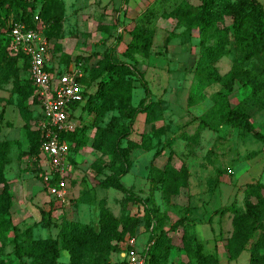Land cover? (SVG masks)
<instances>
[{
    "label": "trees",
    "instance_id": "obj_1",
    "mask_svg": "<svg viewBox=\"0 0 264 264\" xmlns=\"http://www.w3.org/2000/svg\"><path fill=\"white\" fill-rule=\"evenodd\" d=\"M36 15L40 16L38 23L45 25V30L60 25L65 15L64 0H0V85H13L19 112L26 123L24 128L29 141V155L39 157L41 161L42 134L35 130L38 114H34L29 107L30 104L34 107L38 104L36 88L28 77L30 60L24 53L12 48L10 37L16 22L36 28ZM161 19L174 20L188 30H199L201 52L195 70L196 84L188 98L189 108L204 101L209 88L219 86L212 97V106L199 120L195 134L190 137L184 133L180 139L198 145L205 130L216 132L222 126H228L264 142V134L253 121L256 113L264 111V4L259 0H201L196 6L192 0H155L135 20L136 26L131 32L124 57L137 62L138 57L147 59L150 56L154 30ZM45 36L50 42L51 37ZM232 43L241 57L227 74L221 75L216 64L230 55ZM52 54L53 60L57 58L60 74L74 63H82L84 70L81 83L85 86V101L74 106L77 112L74 118L79 120V125L75 130L61 134V138L71 146L72 164L77 166L76 156L87 146L89 133L94 130L92 148L110 158L107 165H93L98 173L104 170L110 173L104 180L98 181V186L127 193L122 180L130 173L132 153L138 149H153L154 135H144L141 142L132 139L140 114L145 115L147 124H152L155 119L152 92L144 74L136 64L119 61L115 50L100 55L95 66L89 64L91 57L84 61L78 58L72 60L63 53L60 44L52 47ZM254 61L259 67H248V63ZM136 80L146 92V98L137 107L133 104ZM238 85L240 93L234 102L233 95ZM111 113L114 115L104 125V120ZM90 117L94 119L88 125L86 122ZM2 133L0 123L1 248L7 245L12 233V255L19 264H115L113 255L118 256L124 250L128 237H138L142 220L131 216L122 222L104 201L100 203L99 231L90 225L66 220L62 223L58 239H35L32 228L21 231L14 224L12 209L15 200L6 170L15 144L4 140ZM173 140L154 155L156 160L164 150L170 149L164 167L160 168L153 162L149 173L151 184L167 205H171L173 198L188 188L190 181L188 166L177 167L173 163ZM47 189L45 187L46 192ZM188 211L186 209L185 215L169 230H164L163 222L149 219L150 212L146 209L142 219L147 218L154 223L153 233L143 249L146 264H171L173 252L186 256L187 261L181 264H221L218 254L205 251V244L198 239L195 222ZM51 212H41L42 222L47 226L51 225L50 219H47ZM223 213H231L233 217V231L224 244L229 261L239 260L248 251L249 264H264V183L258 181L246 185L244 209L235 202ZM62 251L69 254L68 262L60 261ZM0 264L8 263L0 259Z\"/></svg>",
    "mask_w": 264,
    "mask_h": 264
},
{
    "label": "rangeland",
    "instance_id": "obj_2",
    "mask_svg": "<svg viewBox=\"0 0 264 264\" xmlns=\"http://www.w3.org/2000/svg\"><path fill=\"white\" fill-rule=\"evenodd\" d=\"M154 1L64 0L65 15L62 23L45 30V34L51 37L52 47L60 44L63 53L69 55L72 60L78 58L84 61L91 57L89 64L95 66L100 55L115 50L119 61L136 64L144 74L152 92L155 119L152 124H147L145 115L140 114L134 126L132 139L141 142L144 135H154L153 149L150 151L138 149L132 153L130 173L122 180L127 193L115 189L106 190L98 186V181L104 180L110 173L108 170L98 173L93 165H107L110 158L92 148L94 135L92 130L88 136L87 146L76 156L77 166L72 170L66 201L52 198L40 179L39 157L29 155V141L24 128L26 123L19 112L13 85H0L2 138L15 144L10 151L11 163L6 170L15 200L12 218L21 231L32 228L35 239H58L62 223L66 220L87 224L99 231L100 203L104 201L107 208L122 222L131 216L141 218L138 248L144 249L154 227V223L149 222L147 218L142 219L146 215V209L150 212L149 219L154 221L160 219L163 222V229L169 230L185 215L186 209L189 210L190 215L191 198L195 204V217L199 220L202 218V213L209 220L211 216L215 217L222 210L228 199L218 194L212 195L213 200L206 207L204 206L203 210L201 199L198 198H203L209 188L221 186L222 191L230 195L234 191L230 190L235 187L234 183L244 184L259 180L264 182L262 176L264 175V142L252 135L222 126L216 132L210 130L204 134L202 132L198 145L180 139L184 133L190 137L195 134L199 120L210 109L212 97L219 90L218 85L209 88L205 93L204 101L189 108L188 98L196 84L195 70L201 52L198 28L188 30L179 26L174 20L161 19L154 30V43L150 56L147 59L138 57L137 62L124 57L127 45L131 41V32L136 26L135 20ZM260 1L264 3V0ZM192 2L198 6L201 0H192ZM239 57L241 54L232 43L230 55L216 64L219 73L227 74ZM54 61L57 63V58ZM248 67L255 68L259 65L254 61L248 63ZM238 88L239 85L233 95L234 102L240 93ZM145 98V89L140 81L136 80L134 106L137 107ZM29 107L34 114L40 113L39 108L31 104ZM113 115V113L109 114L103 124L106 125ZM93 119L94 117L88 118L86 123L89 125ZM253 121L264 134V111L256 113ZM171 139H174L173 163L177 167L183 164L188 166L190 181L188 188L174 198L171 205H167L162 202L160 193L151 184L149 173L153 162L160 168L166 164L170 149L164 150L156 160L154 155ZM261 149L263 151H260ZM256 159L260 161L258 166L253 164ZM238 202L240 208L244 209V197L240 196ZM42 211L46 213L52 211L47 217L50 219V226L42 222ZM222 224L225 231L221 235L226 236L227 221L224 220ZM195 231L202 240L207 238L204 225H199ZM13 236L11 233L4 248L0 245V259H4L8 264H19L12 255ZM223 242L220 236L215 237V243L224 244ZM221 248L222 250L218 251L221 264H249L248 251H245L236 262H230L223 245ZM118 259L119 256L113 255V261ZM60 261L68 262L69 254L62 251ZM186 261L187 258L183 253L173 252L171 264H181Z\"/></svg>",
    "mask_w": 264,
    "mask_h": 264
},
{
    "label": "built area",
    "instance_id": "obj_3",
    "mask_svg": "<svg viewBox=\"0 0 264 264\" xmlns=\"http://www.w3.org/2000/svg\"><path fill=\"white\" fill-rule=\"evenodd\" d=\"M35 22H40L39 15ZM45 28L39 23L36 28H29L26 23L16 22L10 37L12 48L29 58L28 77L37 91L35 108H39L40 113L35 130L42 134L40 179L52 198L66 201L74 165L70 159L71 146L61 134L79 125V120L74 118V114L77 115L74 106L85 101V86L81 83L84 70L82 63H74L65 73H59L52 45L44 34ZM138 242L137 236L128 237L115 264H146L145 252L138 248Z\"/></svg>",
    "mask_w": 264,
    "mask_h": 264
},
{
    "label": "crops",
    "instance_id": "obj_4",
    "mask_svg": "<svg viewBox=\"0 0 264 264\" xmlns=\"http://www.w3.org/2000/svg\"><path fill=\"white\" fill-rule=\"evenodd\" d=\"M206 131H208V130H205L203 132V134L206 133ZM260 151H263V149H261ZM259 154H260V152H259ZM259 162L260 161L256 159V162H253V164H256L258 166ZM234 175H235V172H234ZM262 176L264 177V175H262ZM262 176H260V177H262ZM259 181L263 182L262 180H259ZM252 183H255V182H247V183H244V184H239V183L235 184L234 183L235 187L230 189V190H234V191H232V193L230 195H228V194L226 195L225 192L222 191V187L221 186H219V187L217 186V188L214 187L212 189L209 188L208 191L206 192V195L203 196V198H201V197L198 198V200L201 199V202H202L201 206L203 207V210L205 209L204 206L206 207L213 200L212 195H214V194H218L219 196H223V198H227L228 199L227 202L224 204V206H222V210L215 217H214V215L211 216L209 218V220L206 219V217L204 216L205 215L204 213H202V218L200 220L195 217V214H196V211L194 209L195 204H193V198L190 199L189 202L191 203L190 206H191L192 210H191V213H190L189 216L195 222V229L199 225H204V227H205V231L204 232L207 235V238L205 240H202L196 231H195V233H196L198 239L205 244V251L207 253L218 254V251L222 250V248H221L222 245L224 247L225 240L230 237V235H231V233L233 231V225H232L233 217H232L231 213H223V210L225 208L229 207L231 204H233L235 202H237L239 204L238 201L240 199V196H242V198L244 197V190H245L246 185L252 184ZM175 198H177V197H175ZM224 220L227 221V225H226V228H227L226 229V233H227V235L226 236H222L221 235L225 231V229L223 227V224H222V223H224ZM205 221H207V222L205 223ZM210 235H212V236H210ZM218 236H220L223 239V241H224L223 243L224 244L215 243V237H218ZM116 259H117V257H116ZM116 261H114V262H116Z\"/></svg>",
    "mask_w": 264,
    "mask_h": 264
}]
</instances>
